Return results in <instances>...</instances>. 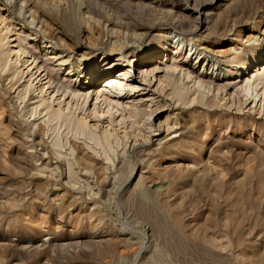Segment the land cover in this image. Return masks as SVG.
Returning <instances> with one entry per match:
<instances>
[{"label": "rangeland", "instance_id": "rangeland-1", "mask_svg": "<svg viewBox=\"0 0 264 264\" xmlns=\"http://www.w3.org/2000/svg\"><path fill=\"white\" fill-rule=\"evenodd\" d=\"M0 12L24 46H62L71 80L168 32L159 44L202 48L179 62L234 82L211 107L166 92L150 116L145 101L147 111L118 112L109 126L89 93L77 112L97 125L89 138L37 107L28 77L0 72V264H264V78L257 96L239 91L264 62V0H0ZM241 60L250 67L236 78Z\"/></svg>", "mask_w": 264, "mask_h": 264}, {"label": "bare ground", "instance_id": "bare-ground-1", "mask_svg": "<svg viewBox=\"0 0 264 264\" xmlns=\"http://www.w3.org/2000/svg\"><path fill=\"white\" fill-rule=\"evenodd\" d=\"M30 17V19H26L28 21L27 24L34 28V26H37L36 22L38 19L33 16ZM5 19L0 12V72L3 73L2 76L5 78L17 77V80L28 77L24 86L25 91L37 92L36 95L39 98L37 107L42 106L49 116L61 119L63 122L73 126L76 132L86 134L89 138L94 135L91 127L97 125L89 124V119L85 116L86 111L81 116H78L77 112L81 113L85 110L88 99L91 98L90 94L95 96V101L92 104L94 105V115L97 113L98 115L96 116L98 118L102 115H104V119L109 118L107 123V126H109L112 123H110V119L118 112L120 115L127 109L126 112L129 116L131 113L139 115L138 111L139 113L147 111L143 104L145 101H149L155 106L147 111V116H150L152 112L158 110L159 101L155 102L156 98L161 97L166 92L177 104L202 103L211 107L215 101H219L217 98L218 93L224 92L226 88L234 83L228 77L230 76L228 75V70H226L228 76L225 77L220 74L213 75V72H207L204 70V66L202 70H196L192 65L185 63L186 58L179 62L178 59L182 56L183 49L185 53L187 52L185 57L195 54V59H197L198 55L201 54L202 48H197L196 45L198 44L193 42L190 48L186 45L183 47L185 41L183 44L177 41L178 39L174 41L175 37L169 40V46L167 45L168 40L159 44L158 40L168 37V32L156 35L155 41H152L145 50L132 52L131 56L127 57L129 51L134 49L132 44L128 49L123 50L120 48L119 51H114L111 54L101 55L92 66L82 69L80 77L83 78V81L79 82L78 76L71 80L70 73L72 72L73 62L71 56L63 52L62 46L54 47L46 39V42H42L44 43L42 54L41 52L38 53V46H24L22 44L20 37L14 35V29L11 28V24H8ZM38 30L42 33L45 29L40 25ZM36 36L34 35L35 38ZM158 48L161 50H158ZM169 48L170 50L167 52ZM170 53V59L173 61L163 64H161L162 62L152 64L151 59L157 58L158 60L161 55V60ZM213 54L215 57H221L222 59L219 53L213 52ZM258 57L259 55L257 56V54L255 56V52L252 53L256 66H259ZM149 60L151 61L149 62ZM249 67L250 62L241 60L237 68L234 69L233 74L238 78L246 73ZM260 68L262 69L261 71H259ZM84 69H86L85 72ZM255 71L254 75L245 79L244 85H240L239 91L245 92L254 87L255 95H258L259 90L257 87L264 78V62ZM61 72H63V77H61ZM160 72H163V75L158 74ZM100 82L103 84L100 85ZM19 85L21 86L22 83ZM260 89H262V101L264 100V86ZM51 93L53 94L50 96ZM69 95H71L72 102L64 100V97ZM134 95L137 98L138 96L140 97L134 100L136 99V97L132 98ZM61 98L62 100L57 101ZM124 99L127 100L125 101L126 103L132 102V104L124 105ZM102 104H106L107 110L105 113L99 108ZM118 106L122 107L121 111H119ZM96 108L100 110H96ZM175 125V128H177V120L171 125L167 124L165 130H172L173 133H176L177 130H173ZM107 126L103 129L104 138H108L111 135L110 128L112 127ZM160 128L159 126L158 130H161Z\"/></svg>", "mask_w": 264, "mask_h": 264}]
</instances>
